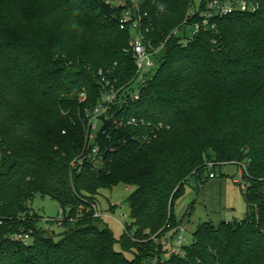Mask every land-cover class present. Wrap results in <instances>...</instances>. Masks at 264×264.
<instances>
[{"label": "trees", "instance_id": "trees-1", "mask_svg": "<svg viewBox=\"0 0 264 264\" xmlns=\"http://www.w3.org/2000/svg\"><path fill=\"white\" fill-rule=\"evenodd\" d=\"M134 1L161 49L130 111L163 128L149 143H113L107 169L77 173L82 118L104 91L97 71L114 69L121 83L136 75L131 33L120 29L126 5L0 0V264H264V0H244L257 9L214 18L191 40L184 21L199 20L208 0ZM233 163L246 167V217L204 222L175 247L185 183ZM120 183L135 189L132 223L116 238L92 206ZM36 194L61 204V222L38 227ZM20 230L31 232L26 244L4 238Z\"/></svg>", "mask_w": 264, "mask_h": 264}, {"label": "built area", "instance_id": "built-area-1", "mask_svg": "<svg viewBox=\"0 0 264 264\" xmlns=\"http://www.w3.org/2000/svg\"><path fill=\"white\" fill-rule=\"evenodd\" d=\"M111 3V0H106ZM256 5H251L244 0H208L205 8L200 13V19L189 23L184 21L187 30V36L191 40L202 29L211 24L217 17L229 15L235 11H255ZM147 13H142L139 5L133 0L130 7L124 8L120 16V29L128 30L131 33L129 49L132 51L136 60V75L126 83H121L115 77L114 69L100 68L97 71L99 83L104 89L102 96L92 106L87 108L82 118L84 128V146L78 156L71 162V169L77 173L95 172L99 173L105 169L112 161L111 155L116 152L113 143H128L129 141L137 143H149L156 139L163 128L162 124H155L148 121L145 117L136 116L131 113L132 103L141 98L143 79L146 72L156 65V56L161 47L154 46L146 38L145 33L149 27L144 25V19ZM87 99V93L84 91L80 95L81 102ZM244 170L241 171V177L244 178L246 171L245 164H240ZM216 173H211L210 177H215ZM245 179V178H244ZM235 182L241 185L243 191L246 190L247 182L242 183L235 179ZM110 206H116L111 203ZM94 217L103 218L110 216L104 213L98 207L97 203L92 206ZM61 209V213H62ZM62 221L63 218H47L46 222ZM6 222L0 217V227ZM125 229V225H124ZM31 237V232L24 230L16 231L4 235V238H10L14 241L27 243ZM188 241L184 234V229L180 227V233L176 243L182 246Z\"/></svg>", "mask_w": 264, "mask_h": 264}, {"label": "rangeland", "instance_id": "rangeland-1", "mask_svg": "<svg viewBox=\"0 0 264 264\" xmlns=\"http://www.w3.org/2000/svg\"><path fill=\"white\" fill-rule=\"evenodd\" d=\"M201 0H195L197 6ZM112 5H126L130 7L124 0H111ZM214 169L208 168L205 174L200 178L202 184L197 180L196 176H191L185 183L183 192L175 200L174 214L181 222L188 241L185 244L193 242V234L198 226L204 222H211L218 225L223 221L242 220L246 217L248 211V203L241 189V185L235 182V179L242 183H246V179L241 177V171L244 170L238 164H224L216 166L214 172L215 177H210V173ZM248 185V183H247ZM135 187L124 183L117 184L112 188H104L100 190L97 196V204L101 211L110 214L105 216L104 221L109 224L116 238H119L124 232V225L131 224L130 205L128 198L134 191ZM116 204L115 211L110 210V204ZM31 207L39 216L38 227L47 229V218H63L61 213V204L47 195L36 194L31 202ZM82 208V207H80ZM76 218L78 215L75 216ZM50 230L56 232L55 239H60V233L63 232L62 226L56 222L51 223ZM52 234L51 231L48 232ZM164 244L168 242L163 240ZM175 242V241H174ZM178 248V244L174 243ZM116 249L120 250L119 244ZM127 257L132 255L127 252Z\"/></svg>", "mask_w": 264, "mask_h": 264}]
</instances>
